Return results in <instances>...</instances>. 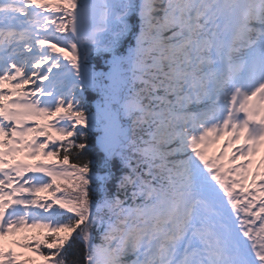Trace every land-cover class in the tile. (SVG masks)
Instances as JSON below:
<instances>
[{
    "label": "snow or ice",
    "instance_id": "snow-or-ice-1",
    "mask_svg": "<svg viewBox=\"0 0 264 264\" xmlns=\"http://www.w3.org/2000/svg\"><path fill=\"white\" fill-rule=\"evenodd\" d=\"M0 264H264V0H0Z\"/></svg>",
    "mask_w": 264,
    "mask_h": 264
}]
</instances>
